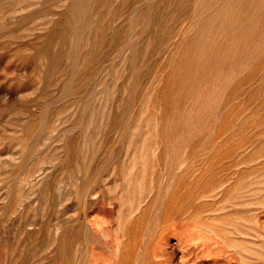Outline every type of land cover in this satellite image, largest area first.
Listing matches in <instances>:
<instances>
[{
  "label": "rangeland",
  "instance_id": "374dc122",
  "mask_svg": "<svg viewBox=\"0 0 264 264\" xmlns=\"http://www.w3.org/2000/svg\"><path fill=\"white\" fill-rule=\"evenodd\" d=\"M0 264H264V0H0Z\"/></svg>",
  "mask_w": 264,
  "mask_h": 264
},
{
  "label": "bare ground",
  "instance_id": "6f19581e",
  "mask_svg": "<svg viewBox=\"0 0 264 264\" xmlns=\"http://www.w3.org/2000/svg\"><path fill=\"white\" fill-rule=\"evenodd\" d=\"M74 10V9H73ZM79 13V12H78Z\"/></svg>",
  "mask_w": 264,
  "mask_h": 264
}]
</instances>
